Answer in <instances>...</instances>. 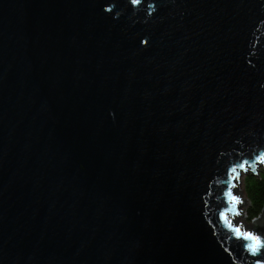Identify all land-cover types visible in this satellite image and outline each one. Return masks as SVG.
<instances>
[{
  "label": "water",
  "instance_id": "1",
  "mask_svg": "<svg viewBox=\"0 0 264 264\" xmlns=\"http://www.w3.org/2000/svg\"><path fill=\"white\" fill-rule=\"evenodd\" d=\"M261 155L264 0H0V264L264 261Z\"/></svg>",
  "mask_w": 264,
  "mask_h": 264
},
{
  "label": "trees",
  "instance_id": "2",
  "mask_svg": "<svg viewBox=\"0 0 264 264\" xmlns=\"http://www.w3.org/2000/svg\"><path fill=\"white\" fill-rule=\"evenodd\" d=\"M245 186L250 201L248 217L253 220L262 215L264 210V170L258 175L249 174Z\"/></svg>",
  "mask_w": 264,
  "mask_h": 264
},
{
  "label": "rangeland",
  "instance_id": "3",
  "mask_svg": "<svg viewBox=\"0 0 264 264\" xmlns=\"http://www.w3.org/2000/svg\"><path fill=\"white\" fill-rule=\"evenodd\" d=\"M263 170H264V163H263V166H261V167H259V168L257 169L258 174H260V172L263 171ZM249 174H255V175H258L257 173H255V171L251 170L250 167H249V169L246 170V172H245V171H241V172H240V183H239V181H238V179H237V191H238V193H241L242 198H243L244 201L246 202L245 204H241V202L238 203L239 208H240L241 210H243V213L241 214V219H240V221H242V222L245 223L244 226H243V223H241L240 225L243 226L244 228H247V229L250 228V230H253V227H254L255 229H258V224H256L255 222H253L256 218L253 219V220H250V219H249V217H248V212H247L248 207H249V205H250V201H249V198H248V196H247V191H246V186H245V184H246V179H247V177H248ZM234 217H235V216H234ZM257 218H258V217H257ZM239 223H240V222H239ZM250 225H252L253 227L250 226ZM249 226H250V227H249Z\"/></svg>",
  "mask_w": 264,
  "mask_h": 264
},
{
  "label": "snow or ice",
  "instance_id": "4",
  "mask_svg": "<svg viewBox=\"0 0 264 264\" xmlns=\"http://www.w3.org/2000/svg\"><path fill=\"white\" fill-rule=\"evenodd\" d=\"M142 2V0H131V3L133 5H139ZM257 160H260L261 162H264V155L257 156ZM249 165V161H244L243 164L238 165V167L245 168L247 170V166ZM232 172L236 171V167H233L231 169ZM233 199L237 201V203L242 202L239 197L233 196ZM239 214V212H237ZM224 215L223 213L221 214ZM244 237L247 238V240L252 241L253 243L250 245H246V247L254 254L262 255L261 249L264 248V239H262L260 236H257L256 234L252 232H246L242 233ZM256 264H264V261L258 259L256 261Z\"/></svg>",
  "mask_w": 264,
  "mask_h": 264
},
{
  "label": "bare ground",
  "instance_id": "5",
  "mask_svg": "<svg viewBox=\"0 0 264 264\" xmlns=\"http://www.w3.org/2000/svg\"><path fill=\"white\" fill-rule=\"evenodd\" d=\"M257 164H258V168L259 167H261V166H263V162H257ZM251 168V166H247V168ZM238 179V178H237ZM236 194H239L238 193V191L236 190ZM240 209V208H239ZM240 219H241V214H237L236 213V215H235V217L233 218V220L235 221V222H237V223H239L240 222Z\"/></svg>",
  "mask_w": 264,
  "mask_h": 264
}]
</instances>
